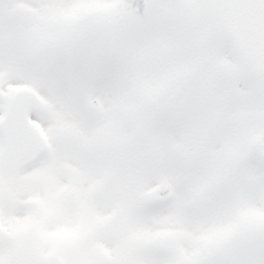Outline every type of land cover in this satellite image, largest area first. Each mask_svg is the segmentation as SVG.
I'll list each match as a JSON object with an SVG mask.
<instances>
[{
	"label": "snow or ice",
	"instance_id": "1",
	"mask_svg": "<svg viewBox=\"0 0 264 264\" xmlns=\"http://www.w3.org/2000/svg\"><path fill=\"white\" fill-rule=\"evenodd\" d=\"M0 264H264V0H0Z\"/></svg>",
	"mask_w": 264,
	"mask_h": 264
}]
</instances>
